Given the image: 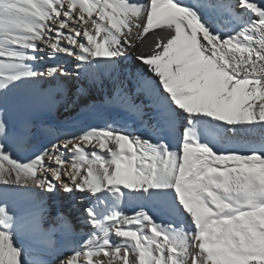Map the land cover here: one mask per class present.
<instances>
[{
  "label": "snow or ice",
  "instance_id": "obj_1",
  "mask_svg": "<svg viewBox=\"0 0 264 264\" xmlns=\"http://www.w3.org/2000/svg\"><path fill=\"white\" fill-rule=\"evenodd\" d=\"M129 57L140 67L125 75ZM46 78L107 87L105 102L144 131L89 127L18 158L35 129L7 113ZM17 190L89 204L75 216L37 199L14 209ZM0 264H264V5L0 0Z\"/></svg>",
  "mask_w": 264,
  "mask_h": 264
},
{
  "label": "bare ground",
  "instance_id": "obj_2",
  "mask_svg": "<svg viewBox=\"0 0 264 264\" xmlns=\"http://www.w3.org/2000/svg\"><path fill=\"white\" fill-rule=\"evenodd\" d=\"M185 2L192 3L193 0H185ZM253 2L264 4V0H253ZM208 15L213 19H225L215 11H209ZM150 41L151 37H149ZM139 50L143 51L145 49L141 48ZM38 55L44 56V60L41 63L45 66L68 61V67L70 64L73 68L75 67L74 62H71V59L67 56H58L55 60H49L45 53H38ZM121 66L125 75L128 70L136 71L140 67L139 64L134 62V57L121 61ZM74 75L75 73H73ZM82 85L89 87L91 97L84 94ZM49 92H51V95H49ZM107 92V87H102L100 84L93 85L90 81L84 79L79 81L74 78L65 79L61 87H57L56 82L47 78L37 81L34 87L26 90L25 105L12 106L7 113V119L10 123L27 120L35 129L30 144L16 145L11 151L18 158L26 159L35 149L38 148L42 151L43 148L50 147L51 143H55L54 136L77 134L81 129L89 127L112 125L117 128L137 129L143 132L144 129L139 124L134 123L118 105L105 102ZM70 99H72V102L68 103ZM58 112L61 117L58 118V115L57 118L54 117ZM88 150L90 151V149ZM68 155L66 154V156ZM57 191L59 192V187ZM74 197L75 199H73V196L62 192L57 195L46 194L40 190L32 192L17 190L13 199L9 202V206L15 209L26 205L33 199H37L38 201H45L47 206L52 209H61L75 216L78 211H82L88 206L89 200L86 193L77 192L74 193ZM147 207L157 216H162L165 220L169 219L168 215L160 210L159 204L149 203ZM137 208L138 202H127L123 210L127 214H131ZM91 231L90 226L84 225L82 230H78L77 234L72 237L71 243L62 242L60 251L64 255L70 254L67 249L82 244L83 240L87 239L85 233H91ZM18 239L25 238L20 236Z\"/></svg>",
  "mask_w": 264,
  "mask_h": 264
},
{
  "label": "rangeland",
  "instance_id": "obj_3",
  "mask_svg": "<svg viewBox=\"0 0 264 264\" xmlns=\"http://www.w3.org/2000/svg\"><path fill=\"white\" fill-rule=\"evenodd\" d=\"M262 5H264V4H262ZM69 68H70V69H73V66L70 64ZM75 80H76V79H75ZM76 81H79V80H76ZM82 86H83V88H84V94H86V95H88L89 97H91V96H90V93H89V87L86 86V85H82ZM69 102H72V99H70V100L68 101V103H69ZM57 115H58V118L61 117L60 114H59V112H58V114H56L54 117L57 118Z\"/></svg>",
  "mask_w": 264,
  "mask_h": 264
}]
</instances>
